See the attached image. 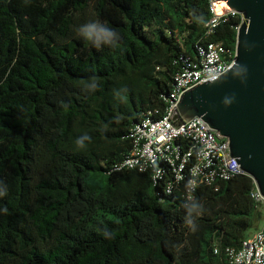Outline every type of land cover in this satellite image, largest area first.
Segmentation results:
<instances>
[{
	"label": "trees",
	"instance_id": "1",
	"mask_svg": "<svg viewBox=\"0 0 264 264\" xmlns=\"http://www.w3.org/2000/svg\"><path fill=\"white\" fill-rule=\"evenodd\" d=\"M210 18L208 0H0V264H228L214 247L261 227L247 174L190 199L167 166L156 183L114 170L133 125L164 117L182 58L236 49L240 17L207 34ZM97 21L114 46L79 34Z\"/></svg>",
	"mask_w": 264,
	"mask_h": 264
},
{
	"label": "built area",
	"instance_id": "2",
	"mask_svg": "<svg viewBox=\"0 0 264 264\" xmlns=\"http://www.w3.org/2000/svg\"><path fill=\"white\" fill-rule=\"evenodd\" d=\"M211 18L206 24L207 34L225 23L230 17H240L241 23L235 29L237 34L243 16L232 10L225 1L208 0ZM220 3L222 7L217 8ZM195 59L182 58L183 64L174 78L165 115L154 118L158 111L147 113L130 130L132 149L114 170H138L151 172L156 183L165 173L167 166L173 177L167 192L172 193L182 182L186 184L188 197L199 185L219 189L220 183L246 174L231 155L230 141L212 130L201 118L177 122V104L182 94L189 89L212 82L228 72L235 63L237 50L225 48L221 43H198ZM179 119V118H178ZM252 197L258 204H264L258 186L254 182ZM215 254L225 256L228 264H264V222L239 248L214 247Z\"/></svg>",
	"mask_w": 264,
	"mask_h": 264
},
{
	"label": "water",
	"instance_id": "3",
	"mask_svg": "<svg viewBox=\"0 0 264 264\" xmlns=\"http://www.w3.org/2000/svg\"><path fill=\"white\" fill-rule=\"evenodd\" d=\"M243 16L232 68L184 92L177 115L201 118L230 141L231 155L264 197V0H222Z\"/></svg>",
	"mask_w": 264,
	"mask_h": 264
},
{
	"label": "clouds",
	"instance_id": "4",
	"mask_svg": "<svg viewBox=\"0 0 264 264\" xmlns=\"http://www.w3.org/2000/svg\"><path fill=\"white\" fill-rule=\"evenodd\" d=\"M79 34L82 35L86 40L91 41L94 45L99 47L101 44H107L114 46L116 41L119 40V34L105 24L97 21L93 23L86 24L79 29ZM91 87H95V84H92ZM89 139L88 137H83L77 141L78 145H83L84 140ZM188 208L187 205H185ZM193 208H197L196 204H193ZM202 207L201 205L198 206ZM192 209L188 208L189 215H191ZM189 224L192 223L191 220L187 221Z\"/></svg>",
	"mask_w": 264,
	"mask_h": 264
},
{
	"label": "rangeland",
	"instance_id": "5",
	"mask_svg": "<svg viewBox=\"0 0 264 264\" xmlns=\"http://www.w3.org/2000/svg\"><path fill=\"white\" fill-rule=\"evenodd\" d=\"M261 210H262V213H263V217H264V204L261 206ZM255 232H253L254 234Z\"/></svg>",
	"mask_w": 264,
	"mask_h": 264
},
{
	"label": "bare ground",
	"instance_id": "6",
	"mask_svg": "<svg viewBox=\"0 0 264 264\" xmlns=\"http://www.w3.org/2000/svg\"><path fill=\"white\" fill-rule=\"evenodd\" d=\"M220 7H222V5L220 3H218L217 8L220 9Z\"/></svg>",
	"mask_w": 264,
	"mask_h": 264
},
{
	"label": "crops",
	"instance_id": "7",
	"mask_svg": "<svg viewBox=\"0 0 264 264\" xmlns=\"http://www.w3.org/2000/svg\"><path fill=\"white\" fill-rule=\"evenodd\" d=\"M263 222H264V219H263V221H262V224H263ZM262 224H261V225H262ZM252 235H253V233H252Z\"/></svg>",
	"mask_w": 264,
	"mask_h": 264
}]
</instances>
